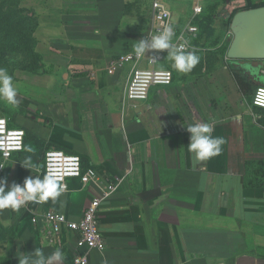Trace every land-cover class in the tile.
<instances>
[{"label":"crops","instance_id":"crops-1","mask_svg":"<svg viewBox=\"0 0 264 264\" xmlns=\"http://www.w3.org/2000/svg\"><path fill=\"white\" fill-rule=\"evenodd\" d=\"M67 1L58 12L81 20L72 24L76 31L66 26L64 36L51 39V72L20 86L18 113L32 126L17 121L28 141L2 178L8 187L22 186L39 176L45 153L57 149L79 156L100 180L88 186L70 180L69 191L43 207L0 210V264H19L22 255L38 258L37 252L46 264H73L78 257L88 264H264V110L240 91L221 47L195 52L200 60L188 73L174 69L167 54L161 66L173 72V84L153 88L147 101H132L127 90L135 64L113 74L108 68L146 37L129 22L111 19L119 8L114 2ZM215 2L206 4L202 20ZM225 26L224 38L213 44L230 42ZM204 33L201 26L199 39ZM232 66L264 86V63L249 64L259 67L255 75L243 64ZM203 123L224 143L219 155L197 160L187 128ZM104 192L103 252L81 245L71 230L55 235L42 217L53 210L77 220Z\"/></svg>","mask_w":264,"mask_h":264},{"label":"built area","instance_id":"built-area-1","mask_svg":"<svg viewBox=\"0 0 264 264\" xmlns=\"http://www.w3.org/2000/svg\"><path fill=\"white\" fill-rule=\"evenodd\" d=\"M193 7L191 18L187 25H182L174 20L173 13L167 5L160 0H155L152 4L153 21L149 28L146 39L161 34L166 28L173 29L171 44L179 48L185 47L182 51L197 52L202 48L197 46L200 27L197 24L198 18L203 14L206 2H215L216 0H191ZM225 42H222V44ZM220 44L218 47H221ZM218 47H215L218 49ZM137 56L135 51L125 54L111 62L108 73L113 74L117 67H125L128 64H135L128 83L127 95L132 101H147L153 88L169 87L174 82V74L171 70L163 68L161 64L166 60L167 50H154L151 55ZM145 62L148 67H142ZM252 104L254 107L264 110V86L255 90ZM26 132L22 128L11 127L6 118L0 117V178L3 177L7 162L20 154L25 149ZM39 176L43 179L45 176L53 177L61 186L63 191H69V181L79 180L83 186L96 184L99 180V173L93 167L84 169L82 160L79 156L66 154L57 149H50L46 152L44 163L38 169ZM112 189V188H110ZM107 193L96 197L85 209L83 215L77 220H70L65 214L50 210L43 212L42 217L45 223L50 227L52 233L59 235L63 229L71 230L79 236L81 245L89 250L105 251L106 241L100 232L99 213L102 200ZM48 202L29 201L23 206L28 205L44 206ZM22 206V207H23ZM33 222L37 220L34 217ZM86 257H78L73 264H88Z\"/></svg>","mask_w":264,"mask_h":264},{"label":"rangeland","instance_id":"rangeland-1","mask_svg":"<svg viewBox=\"0 0 264 264\" xmlns=\"http://www.w3.org/2000/svg\"><path fill=\"white\" fill-rule=\"evenodd\" d=\"M65 1L67 0H0V67L6 68L8 74L12 76L17 94H20V86L29 78L51 72L48 63L52 57L51 39L64 36L66 26H69L66 29L68 33L76 31L72 28V24L81 20L78 14L58 12L60 6L66 4ZM102 1L106 5L114 2V6L119 7L111 19L129 22L135 31L138 28L141 37H147L153 21L151 7L155 0ZM160 1L169 7L176 22L182 25L188 24L193 7L191 0ZM210 3L212 2H206V4ZM243 3V0H231L230 3H227V0H217L207 8L201 22L205 35L196 41L197 46L202 49L197 52H211L217 49L213 47L216 44L212 42L223 36L220 32L223 30L222 26H225V16L233 13ZM226 32H228L227 27ZM230 36L228 41L232 39V35ZM16 99H19L18 96ZM18 110V105L14 106L0 99V117L7 118L11 126L19 127L17 121L32 126L30 117H20ZM27 136L29 134L26 133V142Z\"/></svg>","mask_w":264,"mask_h":264},{"label":"clouds","instance_id":"clouds-1","mask_svg":"<svg viewBox=\"0 0 264 264\" xmlns=\"http://www.w3.org/2000/svg\"><path fill=\"white\" fill-rule=\"evenodd\" d=\"M173 29L166 28L161 34L152 36L150 39H142L135 46V55L144 56L148 50H167L169 57L173 61V68L182 73H188L199 63L200 57L194 52H185L182 49L171 44ZM246 71L255 75L258 71L249 65L243 66ZM264 67V66H262ZM17 89L13 84V78L8 74L6 68L0 67V99L5 100L11 105H17ZM187 131L190 135L188 144L189 150L195 153L197 160H208L217 156L221 152L223 138L213 137L211 135L213 128L209 123L191 124ZM24 167L31 169L29 166ZM63 191L61 186L53 177L45 176L41 179L29 176L25 178L23 185L13 183L8 187L7 178H0V210L11 209L18 212L27 202H45L49 199H55ZM56 259L61 258V252L57 250L54 253ZM36 257L20 256L19 264H46L45 259L38 252Z\"/></svg>","mask_w":264,"mask_h":264},{"label":"water","instance_id":"water-1","mask_svg":"<svg viewBox=\"0 0 264 264\" xmlns=\"http://www.w3.org/2000/svg\"><path fill=\"white\" fill-rule=\"evenodd\" d=\"M231 0H227L230 3ZM232 39L225 54L228 63H264V6L240 10L231 19ZM255 68H259L258 66ZM256 89L261 81H250Z\"/></svg>","mask_w":264,"mask_h":264},{"label":"trees","instance_id":"trees-1","mask_svg":"<svg viewBox=\"0 0 264 264\" xmlns=\"http://www.w3.org/2000/svg\"><path fill=\"white\" fill-rule=\"evenodd\" d=\"M243 1H244V3L239 8L235 9L233 13L227 14V16H226L227 18H226L225 22H226V27L228 29H230L231 19H232L233 15L235 13H237L238 11L248 10V9H253V8H258V7L264 6V0H243ZM201 16L197 20V24L199 25L200 29H201V22H202ZM229 44H230V42L229 43H223L221 48H220V52L223 55V57H225V54H226V51H227ZM217 45H215V46H217ZM215 46H213V47H215ZM229 64H231V65H228L227 68L231 71L232 75L234 76V79H235L240 91L244 95H246L249 99H253L255 90L257 88L256 89L253 88V84L250 83L246 79L245 74L241 70H239V68L237 66H232V63H229ZM11 127L20 128V127H15V126H11ZM25 145H26V139H25ZM32 146L34 148H39V146H42V144L40 145L39 143L33 142ZM44 158H45V156H44ZM44 158H41V161H40L41 165L44 163ZM84 169H85V167H84Z\"/></svg>","mask_w":264,"mask_h":264}]
</instances>
